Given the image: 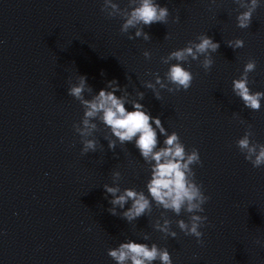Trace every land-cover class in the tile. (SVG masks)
I'll return each mask as SVG.
<instances>
[{
  "label": "clouds",
  "instance_id": "1",
  "mask_svg": "<svg viewBox=\"0 0 264 264\" xmlns=\"http://www.w3.org/2000/svg\"><path fill=\"white\" fill-rule=\"evenodd\" d=\"M239 8L245 9L236 17L237 27L241 29L249 28L253 13L260 7V0H233ZM101 12L108 18L119 16L123 23L120 32L128 33L130 29H135V35H129L128 39L133 40L142 37L145 41L151 39L145 27H151L156 23L167 25L169 18V8L161 6L157 0H129L127 8L121 9L113 0H103ZM178 21V17L176 18ZM167 38V34L165 36ZM198 41V42H197ZM3 41H0L2 44ZM228 46L233 50L244 47L242 39L229 40ZM220 45L207 34H200L196 40H190L183 48L171 51L166 57H161L164 64H168V70L162 79L158 74H153L155 83L145 81L144 87L154 92L155 98H161L159 89H167L168 92L187 91L194 79L193 73L183 65L186 62L198 60L205 71L211 69L214 61L212 54L216 53ZM146 59L151 58L149 51L143 53ZM176 61V63H170ZM256 61L249 59L244 65L243 72L238 79L232 81L233 93L241 99L243 105L252 110L261 109V100H264V92H253L249 87V73L255 71ZM77 83L71 84L68 88V95L79 101L83 108V116L79 123L73 124V129L81 137L83 145L81 154L97 150V140L94 133L98 131L99 121L109 131L115 139L108 140V148L114 150L116 142L121 145L134 143L143 161L150 164V178L146 183L147 195L143 190L125 188L122 192L116 186L104 184V190L110 194L112 205L108 212L113 216H120L128 223L149 214L153 204L166 211H171L179 216L182 211L189 213L188 221L178 220L176 223L185 235L197 238V243L203 244V232L200 229L205 226L207 216L198 215L203 213V205L207 203L209 197L202 190V186L195 180L194 165H202L199 150L192 148L187 151L181 142L178 133L173 131L168 134L159 117H153L146 109L145 105L137 100H128L129 93L126 86L122 89L116 80L108 81L105 88L100 89L95 94L92 87L87 83V77L79 75ZM171 85V87L169 86ZM85 92L91 94V98H85ZM123 92V95H116ZM139 100L144 99V92L137 91ZM131 104L129 111L126 104ZM241 123H244L241 120ZM159 135H163V146H160ZM251 125L245 130L243 137L236 141L240 152L244 154L246 161L250 162L253 168L264 166V144L256 142L253 138ZM92 137V138H90ZM121 177L119 171L112 173L113 181H118ZM131 201V206L122 213L117 212V207L124 209L125 205ZM171 221L165 219L163 224L156 223L154 228L173 238L177 233L171 230ZM150 237L145 234L144 240ZM107 255L116 264H153L159 261L160 264H173L172 257L167 248L158 247L152 243H139L134 240L122 242L118 247L110 248Z\"/></svg>",
  "mask_w": 264,
  "mask_h": 264
}]
</instances>
